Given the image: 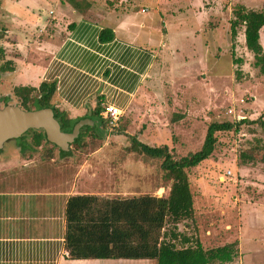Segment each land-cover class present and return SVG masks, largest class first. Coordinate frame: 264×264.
Segmentation results:
<instances>
[{
	"label": "rangeland",
	"instance_id": "obj_1",
	"mask_svg": "<svg viewBox=\"0 0 264 264\" xmlns=\"http://www.w3.org/2000/svg\"><path fill=\"white\" fill-rule=\"evenodd\" d=\"M153 1L124 2L125 6H150L146 8L149 14L139 16L142 20L154 16L159 34H164L156 46V66L135 101L124 110L121 121L116 126L98 123L87 126L94 128L98 139L88 135L87 145L80 149L63 150L51 142L54 147L43 143L47 152L34 146L35 130L29 129L0 147V179L25 173H35L39 178L42 174L44 179L37 185L49 187L62 161L72 158L70 172L76 173L81 160L97 162L101 159L100 165H94L97 171L92 174L90 190H107L110 199L146 194L167 197L169 188L163 187L160 162L128 151L131 136L151 146H168L177 156L184 157L201 150L211 123L248 120L250 123L243 124L238 132L218 133L213 155L189 171L194 223L179 224L176 231L168 224L166 233L170 235L174 231L193 244L200 241L205 249L238 242L239 255L227 264H264V164H241L240 159L245 151L252 150L256 158L262 152L264 75L254 67L255 59L246 47L244 27L239 29L235 41L231 36L236 7L243 5L264 11V0H161L158 12L157 3ZM56 2L1 0L0 66L9 58L7 55L12 56L13 50L22 55L16 61V72L1 75V108L13 106L24 112L39 110L37 104L26 100L28 95H24L22 89H35L43 78L39 80L41 74L37 73L30 80L23 72L28 59L36 58L45 63L53 58L48 50L46 57L40 52L43 47L39 49L38 42L31 47L34 54H30L26 36L43 37L41 23L34 26L31 17L49 18L48 11ZM115 2L108 0L107 5L110 7ZM175 13L180 21L172 18ZM3 28L10 33L5 34ZM261 43L264 47V29ZM235 60H242V64L237 65ZM231 111L233 114L229 113ZM92 112L75 117L72 122L90 119ZM49 150H53L56 163L40 161ZM29 158L39 163L30 164ZM228 171L232 172V180L226 179ZM178 246L183 247L180 242Z\"/></svg>",
	"mask_w": 264,
	"mask_h": 264
},
{
	"label": "crops",
	"instance_id": "obj_2",
	"mask_svg": "<svg viewBox=\"0 0 264 264\" xmlns=\"http://www.w3.org/2000/svg\"><path fill=\"white\" fill-rule=\"evenodd\" d=\"M107 1L57 0L48 11L49 18L31 17L34 26L41 23L44 35L39 39L26 36L28 52L34 54L31 47L38 42L43 50H35L45 57V51H50L53 60L42 63L28 59L23 76L31 80L41 74L39 86L44 81L56 82L57 106L71 119L88 115L98 102L102 107L114 104L127 110L157 63L156 46L164 32L159 34L154 16L145 20L139 16L149 14L144 10L150 6H125L126 0H111L115 3L109 7ZM153 2L160 11L161 0ZM172 18L181 20L176 13ZM105 30L113 33L112 39L101 40ZM21 56L16 50L7 55L12 72H16ZM70 159L57 165L49 187L37 185L44 179L42 174L39 178L35 173H25L0 179V264H157L155 260L70 258L66 248L70 199L90 196L106 202L109 197L107 190H90L92 174L97 171L94 165H100L101 159L81 160L76 173L70 172L74 161ZM29 162L38 164L39 160ZM48 162L56 163V158Z\"/></svg>",
	"mask_w": 264,
	"mask_h": 264
},
{
	"label": "trees",
	"instance_id": "obj_3",
	"mask_svg": "<svg viewBox=\"0 0 264 264\" xmlns=\"http://www.w3.org/2000/svg\"><path fill=\"white\" fill-rule=\"evenodd\" d=\"M72 1V0H71ZM1 3V0H0ZM78 7L77 2H72ZM244 27L246 47L254 55V67L264 75V47L261 43V32L264 29V11L237 6L231 21L233 41L238 37L239 29ZM113 33L105 30L101 40L112 39ZM237 65L242 60H235ZM14 70L11 62L6 61L0 66L1 75ZM240 75L239 72H237ZM26 100L33 101L37 108L53 110L61 130L71 133L77 123H73L68 113L57 106V84L44 81L38 88L22 89ZM34 95L31 97V94ZM31 98V100H30ZM104 111L98 102L90 120L100 125H109L101 113ZM250 121L242 120L213 122L210 124L204 145L200 151L184 157L177 156L168 146L156 147L140 142L131 136L128 151L160 162L163 187L169 188L167 197L152 195H136L132 197L108 198L99 202L90 196H75L70 199L67 209L68 229L66 248L73 260L86 259H124V260H155L157 264H227L232 263L239 255V243L234 242L222 247L205 249L200 241L193 244L190 239L176 232L166 233V226L172 225L176 231L179 224L190 225L195 220L194 199L189 179V171L208 160L217 148V134L221 132H238L241 126ZM84 126L77 139L69 149L82 148L87 145L86 137L94 140L98 136L93 130ZM33 143L37 149L44 148L43 143L52 145L44 130H35ZM52 147H54L52 145ZM56 147V146H55ZM53 149V148H52ZM261 155L256 158L251 151L241 154V164L260 162L264 164V144ZM63 153V152H61ZM53 150H49L42 161H51ZM169 240H168V239ZM183 247H179L178 243Z\"/></svg>",
	"mask_w": 264,
	"mask_h": 264
},
{
	"label": "water",
	"instance_id": "obj_4",
	"mask_svg": "<svg viewBox=\"0 0 264 264\" xmlns=\"http://www.w3.org/2000/svg\"><path fill=\"white\" fill-rule=\"evenodd\" d=\"M93 120L85 119L78 122L71 133L61 130L52 109H41L33 112H24L18 107H0V147L13 138L22 136L27 130H44L47 139L63 150L69 149L71 143L78 138L84 126H94Z\"/></svg>",
	"mask_w": 264,
	"mask_h": 264
},
{
	"label": "built area",
	"instance_id": "obj_5",
	"mask_svg": "<svg viewBox=\"0 0 264 264\" xmlns=\"http://www.w3.org/2000/svg\"><path fill=\"white\" fill-rule=\"evenodd\" d=\"M146 12V10H144ZM233 114V111L229 112ZM101 116L110 122L112 126H116L124 116V110L114 104H106L104 106V111L101 113ZM232 172L228 171L226 179L232 180ZM225 180V179H224Z\"/></svg>",
	"mask_w": 264,
	"mask_h": 264
}]
</instances>
